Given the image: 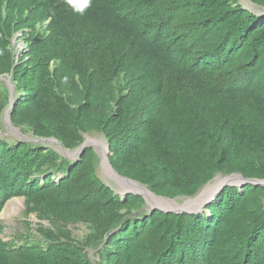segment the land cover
<instances>
[{
  "label": "trees",
  "instance_id": "1",
  "mask_svg": "<svg viewBox=\"0 0 264 264\" xmlns=\"http://www.w3.org/2000/svg\"><path fill=\"white\" fill-rule=\"evenodd\" d=\"M250 1L262 12L93 0L81 16L66 0H0L12 126L68 150L100 135L118 174L163 197L194 196L218 173L264 179V0ZM8 100L0 81V212L22 197L48 226L18 244L0 237V264H264V185H226L200 213L140 212L142 196L98 177L92 146L69 159L1 135Z\"/></svg>",
  "mask_w": 264,
  "mask_h": 264
},
{
  "label": "rangeland",
  "instance_id": "2",
  "mask_svg": "<svg viewBox=\"0 0 264 264\" xmlns=\"http://www.w3.org/2000/svg\"><path fill=\"white\" fill-rule=\"evenodd\" d=\"M239 3L244 8L250 9L253 12H256V13L262 12L261 11L262 9L259 6L255 5L254 3H252L250 0H239ZM18 35H20V34H18ZM13 47H14L13 51L15 52V54L19 55V51L23 47V40L20 38L18 40H16V38H15L13 40ZM0 81H3L6 84L5 80H0ZM1 122H2L1 135L6 136L9 141L19 139L21 141L29 140V141H32L34 143H42L46 147H51V148L57 150L58 152H60L62 155H64V156L66 155V157H68V158L70 157L72 159H76L78 157V155L76 153L77 151L75 149L74 150H68V149L64 148L63 146H61L57 142H48L47 140L45 141L41 138H35L30 133H25V134L22 133L19 130V128L12 126V124H9V122L7 121V116L5 114V110H3L2 114H1ZM85 140L86 141H88V140L99 141L100 145H101V143L103 142L104 139L102 136L95 134V135H86ZM88 144H90V146H92L94 148V150L97 152V154L99 156V164L96 168V173H97L98 177L104 183L109 185L118 194H124V191H126V189L130 190L127 188L129 186L127 184V182L118 180L117 178L112 176L106 169H104L103 164H101V159H102L101 152L99 151V149L96 146H93L92 143H88ZM218 175L222 176L223 174L218 173L215 175V177ZM210 182H212V180ZM241 183H244L243 180H241L240 183L239 184L237 183V184L240 186ZM225 184H236V183L224 182L223 184L222 183L219 184V186H217L215 190H219V188L224 186ZM204 188H205V186L202 187L199 190V192H201ZM132 191H135V190H132ZM136 192H139V191H136ZM196 195H194V196H196ZM194 196H191V197H186V196L180 197L179 196L177 198H174L173 200H175L177 203L181 204L186 199L193 198ZM153 206H157V204L153 201L148 202V201L144 200V204H143L140 212L141 211L142 212H148L149 210H151L153 208ZM192 207H194V206H192ZM24 210H25V208L23 205V198L22 197H14V198L10 199L5 204L4 208L0 212V237L4 241H13V242L18 244V243H21V240H19V238L21 236H23V237L26 236V238L28 237L29 239L36 238L35 229L39 225L48 226L47 221L37 219V217L34 214H31L29 216H25ZM203 210H204V208H203ZM205 213L208 214L209 213L208 210H205ZM26 222H28V225L26 224ZM69 228L71 229L72 234H73L75 239H81L82 236L87 232L86 227L82 224H77L75 226H69ZM29 235H30V237H29ZM89 257L93 261L97 260L98 256L96 254L95 249H90Z\"/></svg>",
  "mask_w": 264,
  "mask_h": 264
},
{
  "label": "bare ground",
  "instance_id": "3",
  "mask_svg": "<svg viewBox=\"0 0 264 264\" xmlns=\"http://www.w3.org/2000/svg\"><path fill=\"white\" fill-rule=\"evenodd\" d=\"M87 142H91L93 144H95V146L99 149V151L101 152L102 156H104L105 150L104 147L100 145L99 141H95V140H88ZM100 146L102 148H100ZM103 167L104 169H106L112 176H114L115 178H117L118 180L127 182V184L129 185L127 188L130 190H135V191H139L140 193H142L145 198L146 201L148 202H155L157 204L158 207H162V208H173V209H187V210H194V209H203L204 207V203L206 201H208L209 199H211L217 190L216 187L219 186V184H223L224 182L226 183H240L241 178L240 176L236 175V174H231V175H218L216 176L212 182L208 183L205 188L196 196H194L193 198H188L186 199L183 203L179 204L177 203L175 200H168V199H162V198H158L155 197L154 195L150 194L146 188L136 182H132V181H126L122 178L117 177L114 173H112V171L110 170V168L107 167V165H105L103 163ZM131 186V187H130ZM221 186V185H220ZM194 206V207H192ZM188 207V208H187Z\"/></svg>",
  "mask_w": 264,
  "mask_h": 264
},
{
  "label": "water",
  "instance_id": "4",
  "mask_svg": "<svg viewBox=\"0 0 264 264\" xmlns=\"http://www.w3.org/2000/svg\"><path fill=\"white\" fill-rule=\"evenodd\" d=\"M0 80H5V81H6V85H7L8 90H9V100H8V106H7V108L5 109V114H6V116H7V121L9 122V124H11V121H10V109L12 108V105H13V93H14L13 91H14V90H13V86H12L11 81H10V77H9L8 75H5V76L0 75ZM41 139H43V140H45V141L47 140L48 142H57V143L60 144V142H58V140H56V139H54V138H41ZM88 143H91V142H87L86 140H84L83 143L75 149V150L77 151L76 153H77L78 157H79L81 151H82L85 147L90 146V144H88ZM102 143H103V144H102ZM102 143H101V146L104 147L105 153H104V156H102L101 164L104 163L105 165H107V167L110 168V170L112 171V173H114L117 177L122 178V179H124V180H126V181H132V182H136V183L140 184L139 182H137V181H135V180H132V179H130V178H127V177H125V176H122V175L118 174V173L114 170V168L112 167V165H111V163L109 162V159H108V145H107V143H106L105 140H103ZM92 144H93V143H92ZM60 145H61V144H60ZM61 146H62V145H61ZM93 146H95V145L93 144ZM101 146H100V148H102ZM96 153H97V152H96ZM65 156H66V155H65ZM67 158H68V157H67ZM69 159H72V158L69 157ZM232 174H236V175L240 176L241 180H243L244 183H255V184H261V185H264V179L245 178V177H243L240 173H232ZM230 175H231V174H230ZM214 178H215V175L213 176V178H212L211 180H213ZM211 180H210V181H211ZM210 181H208L204 186H206ZM241 184H243V183H241ZM140 185H142V184H140ZM226 185H237V186H239L238 184H225L224 186H226ZM142 186H144V187L146 188V190H147L150 194H152V195H154L155 197H158V198L173 200L174 198L179 197V196H176V197H174V198H168V197L159 196V195L154 194L152 191H150L145 185H142ZM204 186H203V187H204ZM224 186L220 187L219 190L216 191L215 195H214L211 199H209L208 201H206V202L204 203V206H205L206 204L210 203V202L215 198L216 194H217L219 191H221V190L223 189ZM126 193H133V194H135V195H140V196H142V198L146 201L145 196H144L142 193H140V192H136V191H132V190H127V189H126V191H124V194H126ZM197 193L199 194L200 192H197ZM197 193H196V194H197ZM196 194H195V195H196ZM180 197H181V196H180ZM152 209H159V210L164 211V212H174V213H181V212H187V213H200V212H202V210H203L202 208H201V209H194V210H187V209H173V208H166V209H165V208L158 207V206H153Z\"/></svg>",
  "mask_w": 264,
  "mask_h": 264
},
{
  "label": "clouds",
  "instance_id": "5",
  "mask_svg": "<svg viewBox=\"0 0 264 264\" xmlns=\"http://www.w3.org/2000/svg\"><path fill=\"white\" fill-rule=\"evenodd\" d=\"M66 2L71 6L72 10L75 13L83 16L85 14L86 10L89 9L92 6L93 0H66ZM17 35L18 34H16V36L14 37V39L17 37ZM23 47H24V44H23ZM20 52H21V50L19 51V53ZM18 56H19L18 54H15V57L16 58Z\"/></svg>",
  "mask_w": 264,
  "mask_h": 264
}]
</instances>
